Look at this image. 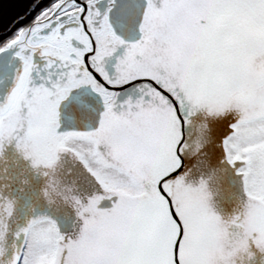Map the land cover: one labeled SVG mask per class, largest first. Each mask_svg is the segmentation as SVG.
I'll list each match as a JSON object with an SVG mask.
<instances>
[{"label": "snow or ice", "instance_id": "6c2138e0", "mask_svg": "<svg viewBox=\"0 0 264 264\" xmlns=\"http://www.w3.org/2000/svg\"><path fill=\"white\" fill-rule=\"evenodd\" d=\"M0 264H264V0H36L0 32Z\"/></svg>", "mask_w": 264, "mask_h": 264}, {"label": "water", "instance_id": "95a60500", "mask_svg": "<svg viewBox=\"0 0 264 264\" xmlns=\"http://www.w3.org/2000/svg\"><path fill=\"white\" fill-rule=\"evenodd\" d=\"M46 0H41L45 3ZM36 0H0V32L11 25L15 18L27 17Z\"/></svg>", "mask_w": 264, "mask_h": 264}]
</instances>
